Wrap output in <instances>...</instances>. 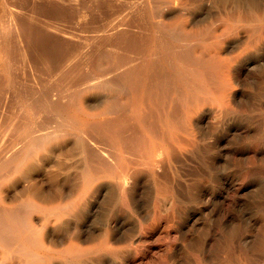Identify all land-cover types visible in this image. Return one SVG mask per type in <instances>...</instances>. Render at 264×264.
I'll return each instance as SVG.
<instances>
[{
    "label": "rangeland",
    "instance_id": "rangeland-1",
    "mask_svg": "<svg viewBox=\"0 0 264 264\" xmlns=\"http://www.w3.org/2000/svg\"><path fill=\"white\" fill-rule=\"evenodd\" d=\"M120 139L136 147L127 170ZM0 162V264H85L69 256L61 211L93 165L109 185L87 184L82 203H127L121 183L139 180L148 221L171 203L159 184L175 203H206L196 189L219 193L227 178L246 264H264V0H0Z\"/></svg>",
    "mask_w": 264,
    "mask_h": 264
},
{
    "label": "bare ground",
    "instance_id": "bare-ground-1",
    "mask_svg": "<svg viewBox=\"0 0 264 264\" xmlns=\"http://www.w3.org/2000/svg\"><path fill=\"white\" fill-rule=\"evenodd\" d=\"M120 62H122V61H120ZM137 70H138V68H137ZM134 72H136V71H134ZM165 77H167L166 74H165ZM140 78H141V76H140ZM138 79H139V77H138ZM137 83H139V82H137ZM195 87H196V85H195ZM145 94H146V92H145ZM152 96H154V95H152ZM145 101H146V99H145ZM108 125H110V123H108ZM108 125H107V127H108ZM112 125L115 126V124H112ZM112 125H110V127H108V129H111ZM146 125H148V123ZM57 127H58V125H57ZM57 127H55V128H57ZM105 127H106V125H105ZM117 127H119V126H117ZM55 128L52 127V129H55ZM49 129H50V127H49ZM119 129H122V127ZM49 131H48V133H49ZM55 131H56V129H55ZM189 134H191V133H189ZM49 135L50 134L46 135L47 138ZM51 135L53 137V132ZM138 135H140V134L138 133ZM55 136L56 135H54V137ZM165 136H166V134H165ZM122 137H124L122 139L126 138V136H123V134H122ZM158 137H160V136H158ZM119 138H121V136H119ZM127 138H129V137H127ZM17 139H20V138H17ZM52 139L53 138H51V140H50L51 142H52ZM161 139H162V137H161ZM166 139H169V138H166ZM179 139H180V137H179ZM177 140H176V142H177ZM182 140H184V139H182ZM203 140H205V139H203ZM166 141H168V140H166ZM189 141H187V142H189ZM15 142H17V141H15ZM78 143H79V141H78ZM129 143L131 144V147H132L133 142H129ZM129 143L127 141L121 140V142L117 143L118 145H120L119 151L114 153L115 154L114 156L117 155L120 162L123 165L125 164V169L128 168L127 167L128 164L124 161L126 159H127V161H129V158H128V155L130 154L129 151L132 150L133 147H135V145H134L132 148H130ZM141 144H143V143H141ZM167 144H169V143H167ZM171 144H172V142H171ZM178 144L180 145V143H178ZM185 144H186V142H185ZM96 145H98V143ZM100 145H102V144H100ZM101 147H103V146H101ZM78 148L79 147H77L76 150L80 151L79 150L80 148L79 149ZM103 148L105 149L106 147H103ZM30 149H32V148H30ZM108 149H106V150H108ZM137 149H135V150H137ZM142 151L144 152V150H142ZM106 152L109 153L108 151H106ZM110 152H112V151H110ZM130 152L135 153L132 151H130ZM155 152L154 153L151 152L150 155L148 156V158L146 159V160H148V163L150 165H154L155 162L159 161V156H157V154H155ZM76 153H77V151H76ZM79 153H81V152H79ZM112 153H110V154H112ZM162 153H164V151H162ZM76 155H78V154H76ZM130 155H133V154H130ZM163 155L165 156V154H163ZM74 156H75V154H74ZM161 156H162V154H161ZM104 157H106V156H104ZM145 158L146 157L144 156V159ZM81 159H82V155H81ZM88 159H91V158H88ZM105 159H103V160H105ZM113 159L116 161L115 158H113ZM107 161H109V160L107 159ZM110 161H112V160H110ZM175 161H177V160H175ZM75 162L70 163V164H72V165L76 164ZM112 162H114V161H112ZM106 163H108V162H106ZM102 165H103V163H102ZM71 169H72V167H71ZM91 171H92V174L90 175V177L88 179H85L84 182H78V183L83 184L82 185L83 188L79 191V193L75 197V200L73 201V203L68 204L69 208H62L60 206L62 208L61 213L64 214L62 217L66 216V214H69V245L67 244L68 246H66L67 247L66 249L69 251V256L73 257L75 260H78L81 262L83 259H85V261H84L85 264H136V263H139V264H228L227 259L229 257L228 254L230 252H227V250H229L227 248L230 245V241L227 239L225 234L230 233V234H233V236H234L233 242L237 248V255L233 259L232 258L233 254H232V257H229L230 260L232 259L233 264H246L247 238L249 239V237H247V235L245 234V216H244L245 208L242 209L243 207H242L241 203H235L239 206V208H238L239 219H238V223H237L238 225L237 226L230 225V223L232 221L231 206L234 203H231V199H232L233 195L230 194L231 193V188H230L231 186L229 187L230 182L227 178H222V185L223 186H221V188L219 189V191H218L219 193H213V191L211 192L210 189L207 188L206 186H203V187L201 186L198 189H196L197 193H194V195H198L200 198L201 197L204 198L206 203H175V196L173 193L174 188H173L172 184L170 182H167V181H165L163 184H159V185L157 184L158 186H160L159 187L160 191H163L165 194H168L170 196L169 199H171V203H166V209H165L166 214H162L160 209H159L161 207L160 206L158 207V204L155 203L154 206H152L153 207V215L148 221V217H147L148 213L146 214L145 210L143 211V206H142L143 203H139L140 200H142L141 199L142 196L140 197V187H139L140 181L139 180L134 181L131 178H128V179L126 178V183H125V180H124V183L123 182L121 183L122 184L120 186L121 195L123 196V199L127 200V203H120L118 205L116 203H82L83 201H85L86 194L89 192L87 184H96L95 185L96 192L99 193L100 195L104 193V191L107 189L106 186L109 185L107 183V181L104 180L106 177H104L102 175V174H104V173H102L103 171L102 172L98 171V169H96V167H94V165L92 166ZM72 174H73V172H72ZM83 174H82V176H83ZM109 174H110V172H109ZM153 174H155V173H153ZM78 175H80V174L78 173ZM116 175H118V173H116ZM116 179H118V178H116ZM77 181H79V180H77ZM142 182H146V181L144 180ZM159 183H161V182H159ZM154 187H155V185H154ZM240 192H243V191L241 188H238V189H236V194H234V195H239ZM126 200H124V201H126ZM166 200H167V198H166ZM161 202H163V201H161ZM216 202H220V203H216ZM233 206H235V205H233ZM57 207H59V206H57ZM65 207H67V206H65ZM45 208L47 210V207H45ZM61 208H57V209L61 210ZM50 211H54V210H50ZM55 211H57V210H55ZM128 212H129V214H127ZM56 214H58V213H55V216H56ZM49 215H50V213H49ZM58 216H59V214H58ZM129 216L131 218H129ZM44 220H46V219H44ZM50 220H52V219H50ZM47 222H50V221H47ZM26 223H28V222H26ZM61 223H63V222H61ZM26 225L28 226L31 224L29 223ZM2 226L5 227L4 225H2ZM31 227H32V225H31ZM34 227L36 228V226H34ZM24 228H26V227H24ZM38 229H41V228H38ZM28 235H29V233H28ZM31 237L33 238V236H31ZM24 239H26V238H24ZM220 239H223L222 242L225 243V245H226V247H224V250L226 249L225 254L224 253H222V254L218 253V249H219L218 244H220ZM41 240H42V237H41ZM59 241L61 243H63L62 239H60ZM39 242H40V240H39ZM9 244H12V243H9ZM12 245H9V246H12ZM36 245H38V244H36ZM63 245H65V244H63ZM41 246H42V244H41ZM45 247H47V249L44 248V250H47L45 252H49V250H48L49 246L46 245ZM4 251H6V250H4ZM16 251H17V249L14 252H16ZM27 252H29V251H27ZM220 252H221V250H220ZM10 253H12V252H10ZM50 253H51V251H50ZM7 254H9V253H7ZM35 254H37V258H39L38 256L40 254L39 255H38V253H35ZM27 255L25 258H27ZM8 256H12V255H8ZM29 256L34 257L35 255H29ZM43 256H45V255H43ZM46 256H48V255L46 254ZM18 257H19V255H18ZM19 258L22 259L21 257H19ZM40 258H42V257L40 256ZM43 258H45V257H43ZM52 258H54V256H52ZM57 258H58V256H57ZM57 258L55 257V259H57ZM5 259H7V258H5ZM12 259H13V257H12ZM48 259H50V258H48ZM9 260H10V258H9ZM23 260H25V259H23ZM30 260H31V258H30ZM30 260H29V262H30ZM225 260H226V262H225ZM3 261H6V260H3ZM34 261L36 263L35 259L32 262H34ZM72 261L73 260H71L70 262H72ZM25 262H27V261L25 260ZM65 262L67 263L68 260H65ZM50 264H52V263L50 262Z\"/></svg>",
    "mask_w": 264,
    "mask_h": 264
}]
</instances>
